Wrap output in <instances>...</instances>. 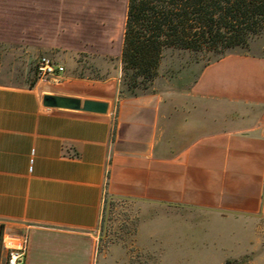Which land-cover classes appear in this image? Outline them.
<instances>
[{"label": "crops", "instance_id": "1", "mask_svg": "<svg viewBox=\"0 0 264 264\" xmlns=\"http://www.w3.org/2000/svg\"><path fill=\"white\" fill-rule=\"evenodd\" d=\"M46 94L110 107L46 108ZM113 201L140 206L147 239L168 255L197 253L178 216L264 218L262 44L211 63L190 87L158 79L138 97L65 72L33 88L0 84V264L24 246L23 264H98Z\"/></svg>", "mask_w": 264, "mask_h": 264}, {"label": "rangeland", "instance_id": "2", "mask_svg": "<svg viewBox=\"0 0 264 264\" xmlns=\"http://www.w3.org/2000/svg\"><path fill=\"white\" fill-rule=\"evenodd\" d=\"M127 7L128 0H0V84L30 87L38 61L50 57L65 67V74L116 80L120 91ZM256 44L264 46V37L237 53H249ZM209 61L207 56L171 52L160 79L190 87ZM148 218L140 206L107 205L98 264H264V218L238 222L199 213L186 223L178 216L177 227L197 233V253L182 255L163 254L157 240L147 239L151 231L143 220Z\"/></svg>", "mask_w": 264, "mask_h": 264}, {"label": "trees", "instance_id": "3", "mask_svg": "<svg viewBox=\"0 0 264 264\" xmlns=\"http://www.w3.org/2000/svg\"><path fill=\"white\" fill-rule=\"evenodd\" d=\"M261 37L264 0H128L120 96L150 93L171 52L207 56L208 66Z\"/></svg>", "mask_w": 264, "mask_h": 264}, {"label": "water", "instance_id": "4", "mask_svg": "<svg viewBox=\"0 0 264 264\" xmlns=\"http://www.w3.org/2000/svg\"><path fill=\"white\" fill-rule=\"evenodd\" d=\"M43 105L46 108L80 111L85 113L106 115L110 104L105 101L82 100L80 98L50 95L43 97Z\"/></svg>", "mask_w": 264, "mask_h": 264}, {"label": "built area", "instance_id": "5", "mask_svg": "<svg viewBox=\"0 0 264 264\" xmlns=\"http://www.w3.org/2000/svg\"><path fill=\"white\" fill-rule=\"evenodd\" d=\"M65 72V67L50 57H42L36 66L38 81H49ZM27 248L24 246L20 249L11 250L7 264H23Z\"/></svg>", "mask_w": 264, "mask_h": 264}]
</instances>
